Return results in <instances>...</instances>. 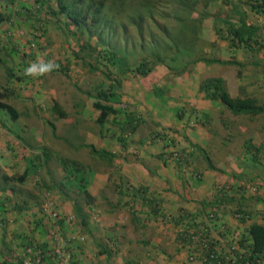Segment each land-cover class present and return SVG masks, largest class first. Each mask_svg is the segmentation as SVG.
Here are the masks:
<instances>
[{
    "label": "crops",
    "instance_id": "0c3cea01",
    "mask_svg": "<svg viewBox=\"0 0 264 264\" xmlns=\"http://www.w3.org/2000/svg\"><path fill=\"white\" fill-rule=\"evenodd\" d=\"M42 2L0 0V13L5 16L0 22V66L14 67L20 73L18 78H10L5 70L0 76V101L19 114L13 119L0 109V264H25L28 260L35 264H208L204 253L190 261V247L181 236L187 222L207 232L206 238L217 248L244 251L245 247H238L237 238L247 234L253 223L264 224V204L258 200L264 201V175L229 178L222 169L227 165L219 159L217 162L219 155L237 161L234 141L220 135L238 130L220 124L221 110L219 114L216 108L226 106L220 100L208 99L200 85L209 78H223L228 91V83L233 85V98L252 97L260 103L254 94L260 91L264 95V75L251 78L237 66L227 71L232 66L204 62L175 73L159 64L147 77L135 74L133 79L123 80L117 101L106 103L117 112L107 117L105 127H98L100 111H67L56 97L52 100L39 92L41 77L25 79L24 70L32 61L38 56L50 58L42 53L45 49H29L36 34L40 44L46 45L47 37L56 29L51 27L49 36L41 37L40 25L52 18L46 15ZM218 59L254 67L259 63L252 56L248 61L243 57ZM12 88L15 95H6L4 89ZM261 100L263 103L264 97ZM55 105L65 117L54 111ZM252 119L250 125L240 128L246 136L254 132ZM208 122L213 123L210 129ZM83 123L87 131H79L86 133V139L76 143L75 131ZM258 125L251 140L261 148L264 123ZM74 128L67 139L65 134ZM162 131L169 135L163 136ZM247 139L242 145L247 151L243 158L250 157L255 166L253 155L245 148ZM176 143L190 149L193 172H183L175 157L171 158L174 150L178 151ZM91 147L106 155L94 154ZM76 151L86 154L75 159ZM199 152L215 164H208ZM258 154L256 159L264 162L263 150ZM60 159L78 161L91 169L88 191L95 201L81 202L86 225L75 214L72 200L78 197L77 192L61 187L66 173ZM33 161L38 171L27 175ZM215 197L221 200L219 205L204 207ZM233 198L234 202H227ZM48 201L65 217L59 233L55 223L44 218L43 206ZM242 211L246 219L238 214ZM74 237L84 240L57 251L62 240ZM30 246L35 247L36 254L27 253Z\"/></svg>",
    "mask_w": 264,
    "mask_h": 264
},
{
    "label": "rangeland",
    "instance_id": "374dc122",
    "mask_svg": "<svg viewBox=\"0 0 264 264\" xmlns=\"http://www.w3.org/2000/svg\"><path fill=\"white\" fill-rule=\"evenodd\" d=\"M104 2L108 5H110L112 2L115 4L116 9L113 13V18H115L119 23L114 25V29L110 31V29L106 30V33L102 35V38L106 40H109L110 42L116 41L113 44H115L117 47L122 48L125 47L126 43H139L138 41H148L147 39L150 37L151 33L153 32L156 34V29L159 31L158 33H162V30L164 28H173L176 27L179 28V22L176 20L177 17L181 16V9L182 7H179V5H176L172 0H97ZM199 3L197 6H195L192 11L188 12L186 14V20L187 23H189L192 20H198L203 19L202 21V29L200 31V37L199 34L195 37L191 36L190 34L187 36V40H189L191 49L194 51L193 58H197L199 56H203L208 59H218V58H225V59H232V58H238L243 57L247 58V60H251L250 57H257V66L251 65V63L244 64L241 68L242 70L239 72L249 73L250 77L256 78L258 74L264 75V53L261 54L259 57V54H255L256 56L252 55L249 50L242 49V48H235L231 44L230 40H221L219 39V35L217 34L216 30L220 29L221 34L227 36V33L225 32V27L222 22L216 21L217 19H231L233 22L238 23L239 15H237L236 10L233 8V5L237 7V10L242 11L246 14V20L249 24L252 25H259L262 26L264 24V18L263 14L258 15L255 13H252L248 6L242 4V0H229L230 3H227L224 0H197ZM180 10V12H179ZM251 12V13H250ZM142 18L141 26L144 28V37L140 36L137 32V29L135 28L134 24L135 21L139 18ZM263 18V20H262ZM262 20V21H261ZM122 25H125L126 31L122 29ZM51 27L54 28L51 32L52 37H47L44 51L42 53H45L47 57L50 58L47 60H54L56 64L59 65L58 69L48 75L42 76L38 84L39 92L43 93L46 96H51L55 100L54 97L58 101H61L62 106H64L65 110H82L84 112L88 110H96L94 108V104L97 101H101L103 104L109 103L106 99H101L99 97L100 88L99 85L103 83L105 87L107 88V91L110 93H115L116 95H113V98L117 101V98L121 92V84L123 83L124 79L132 78L136 73H133L132 71H128L125 74H121V71L119 68H115L112 66L109 62L100 60V62L96 61V57H99V52L102 50L103 46L99 45L98 38L93 37L91 39V44L94 49H97L96 52H89L87 50H84V47L88 43L89 39L87 35L82 34L80 32L77 33L75 26H72V33H69L66 26L59 25L55 23L49 24L48 29H51ZM154 28V29H153ZM152 29L151 32H149ZM161 31V32H160ZM115 32V33H114ZM193 35V33H191ZM202 35V36H201ZM49 36V35H48ZM112 38V40H111ZM191 38V39H190ZM194 39V40H193ZM194 42V44H193ZM38 47H35L32 49V52L34 50H37ZM40 49V48H39ZM241 50H244L242 53ZM189 51L188 49L186 52ZM48 52V53H47ZM264 52V50H263ZM92 55V56H89ZM200 54V55H198ZM43 55V54H42ZM139 54L137 55V58L131 59V62L133 63L132 67H135V64H138L140 60H137L139 58ZM137 60V61H136ZM235 61V60H234ZM251 62V61H249ZM261 64L263 66H261ZM179 69L181 67H178ZM235 68L232 66L231 68H226L227 71H230ZM7 71V74L11 70V74L14 78H18L20 76V73L18 72V69L11 68L7 69L3 66H0V76H2ZM170 70V69H169ZM171 71V70H170ZM235 71V70H234ZM3 73V74H2ZM109 75V76H107ZM11 78V77H10ZM30 78V77H29ZM27 80L28 77H25ZM11 81V80H10ZM121 83V84H120ZM230 90L229 93L234 92L233 85H229ZM5 91H8L6 95H15L14 89L12 88V92L10 89H4ZM46 92V93H45ZM3 93V92H2ZM36 92H34V97L36 98ZM5 95V93H4ZM255 97H257L260 100V103H262L261 98L264 97L263 94H261L260 91L255 92ZM116 96V97H115ZM8 97V96H6ZM109 97V96H108ZM37 99V98H36ZM113 99V100H114ZM112 101V98L110 99ZM77 104V106L74 104ZM111 103V102H110ZM28 110H33L31 106H26ZM219 115L218 121L221 125L227 128H235L236 132L233 131V133H222L220 136L223 139H227V141H234L235 149L233 154L238 156L237 161H233L236 159L231 160H224L221 155L217 157V162H222L223 164H226L227 166H222V169L227 172V175L229 178H259L264 175V162L260 158V160H257L255 166L254 163L251 161V158H243V152L246 153L247 151L242 148L243 142L245 139L251 140L253 138L252 135L255 133L256 129L260 126L258 124L264 123V115H260L257 117H251L250 115H240L235 116L233 115L228 108L221 107V109H218ZM196 114V113H194ZM253 118V119H252ZM252 119V126L254 129V132L248 136H246L241 129L245 128L247 125H250V121ZM205 125L204 123H202ZM208 129H210L213 126L212 122H208L207 124ZM100 127V125L98 126ZM241 128V129H240ZM50 131L53 132V126L49 127ZM80 129H84L85 132L87 131V128L85 124L83 123L82 127L78 126V130L75 131L76 143H83V141L86 139L85 134L79 131ZM75 128L71 131L67 132L65 134V137L69 139V135L74 132ZM167 131H162V135H166ZM212 135V134H210ZM219 137V136H218ZM220 138V137H219ZM221 139V138H220ZM178 151L175 152V163L179 162L178 168H181V170L188 171L189 173L193 172L194 166L192 165V161H190L191 158V151L190 149L184 150L185 148L182 147V145L177 144ZM242 148V150H241ZM94 153V152H93ZM202 155H204V159L206 161H209L208 164L212 165L215 164V161L211 163L209 157L207 154H204V152H199ZM75 159H77V156L79 155L81 157L82 154H86L81 152H74ZM97 154V153H94ZM99 154V153H98ZM101 155V154H100ZM206 155V156H205ZM172 156V155H170ZM67 158V155L65 156ZM218 159L220 161H218ZM191 164V165H190ZM209 165V166H210ZM191 166V167H189ZM180 170V171H181ZM261 170L263 172L261 173ZM93 176H91L92 179ZM218 198L215 197V200ZM264 204V201H262Z\"/></svg>",
    "mask_w": 264,
    "mask_h": 264
},
{
    "label": "trees",
    "instance_id": "16d2710c",
    "mask_svg": "<svg viewBox=\"0 0 264 264\" xmlns=\"http://www.w3.org/2000/svg\"><path fill=\"white\" fill-rule=\"evenodd\" d=\"M172 1L176 5H179V7H182L181 16L176 18L180 23L178 29L174 27V25L173 28H164L162 33H158L159 31L156 29L155 31L157 33L154 34L152 32L147 39V42L144 40L138 41L139 43H126L125 47L119 48L113 44L116 41L110 42L107 40L108 37L106 40L102 38V35L106 33V30H113L114 25L119 23L113 18V13L116 9L113 2L108 5L97 0H37V2H42L41 4L45 6L46 15L53 18H51L53 25H55V23L59 25L64 24L69 33H72V26L74 25L77 33L80 32L87 35L89 41L84 47V50L97 53V49H94L91 44V39L97 37L99 39V45L103 46V48L98 54L99 57H96V61L100 62L102 58V60L109 62L115 68H119L121 74L132 71L137 75L147 77L153 71L155 66L159 64H165L175 73H183L190 65L197 62H204L208 65L223 64L237 67H242L244 65L243 63L233 60L222 61L219 59H208L203 56L192 59V55L194 56L195 53L191 49L187 36L190 34L191 36L196 37L200 33L203 19L192 20L185 24L187 22L186 14L192 11L199 1ZM224 1L230 3L229 0ZM52 2L54 3V8H52ZM242 4L248 6L252 13L264 15V0H242ZM233 8L236 10L237 15H239L238 23L233 22L231 19L216 18V21L224 24L225 32L227 33V36L222 35L221 30L217 29L216 32L219 35V39L230 40L233 47L245 48L250 50L253 54L262 52L264 50V25L257 26L249 24L246 20V14L237 10V7L234 5ZM4 17V14L0 13V22L4 20ZM51 19H47V21H44L45 24L43 23V25H40L38 31L42 32L41 37L48 35V26ZM141 22L142 18L139 16L135 21L134 26L139 35L144 37V28L141 26ZM122 29L124 31L127 30L125 25H122ZM151 31L152 29L149 32ZM191 33H193V35ZM35 36L36 38L32 41V44H36L38 48L43 49L45 45L40 44V35L38 36V34H36ZM46 44L48 45L50 43ZM187 49L189 51L186 52ZM138 54L140 56L137 60L140 61L138 64H135V67H132L133 63L131 62V59H135V57L137 58ZM89 56L92 55L89 54ZM178 67L181 68L179 69ZM8 76L12 77L11 70L8 73ZM99 88L101 89L99 97L108 100L109 103H114L116 98L114 99L113 95L116 94L113 92L109 93L103 83L99 85ZM200 90L206 94L208 99L212 101L220 100L235 116L250 115L251 117H257L264 115V102L259 103L257 99L252 97L233 98L228 92L223 78H209L203 81L200 85ZM111 98L112 101H110ZM94 107L96 110L100 111L98 123L102 127H105L107 117L117 112L113 106L103 104L100 100L94 104ZM0 109L7 111L13 119L18 118V111L11 105L0 101ZM54 111L59 114L60 117H65L66 115L58 105L54 106ZM245 148L253 155L254 162L257 161L256 158L259 156L258 153L260 152V149L264 152V146L261 148L257 147L253 144V141L249 139L245 142ZM90 149L92 152L100 154V152H97L94 147H91ZM256 152L258 153L256 154ZM104 154L106 155V153H101V155ZM59 162L66 173L65 182L61 183V187L62 189L74 188L77 192L78 197L71 200L74 202V210L77 218L81 220L82 225H86L87 215L84 213L81 202L83 201L86 204H90L95 201L88 191V186L91 182V178L89 177L91 175V169L78 161L60 159ZM210 168L213 169V166H210ZM37 171L38 168L35 161L31 162L27 175L37 173ZM55 187L60 189L57 185H55ZM258 200L263 201L262 199ZM220 201L221 200L217 199L210 203H204L203 205L204 207H215L220 204ZM231 201L234 202L235 198L230 199L227 202L230 203ZM241 213V218L246 219V217H248L243 211L238 214ZM192 226L195 227L194 225ZM197 233L201 238H206L208 235L207 232L198 230V228ZM236 241H238V247H245V250L242 248L244 251H234L235 255L240 259L239 263L264 264V224L253 223L247 230V234H244L242 238H237Z\"/></svg>",
    "mask_w": 264,
    "mask_h": 264
},
{
    "label": "built area",
    "instance_id": "2783aa9c",
    "mask_svg": "<svg viewBox=\"0 0 264 264\" xmlns=\"http://www.w3.org/2000/svg\"><path fill=\"white\" fill-rule=\"evenodd\" d=\"M172 157H175V153L173 156H171V158ZM43 214L45 220L55 223L56 230L59 233V229L61 228L62 223L65 221V217L53 208V203L51 201H48L44 204ZM210 218L213 220L215 219L214 213H211ZM192 225V223L187 222L184 229H182L181 231V236L183 237L184 244L190 247L189 259L191 262L195 261L197 259V256H199L201 253H204L206 255V261L208 262V264H241L239 263L240 259L234 253L236 247L232 248L233 250L231 249L227 252L223 248H217V245H215L213 241H209V239L207 238H201L197 233L196 227H193ZM222 231H226L224 226L222 227ZM83 240L84 237H74L68 241L62 240V244L59 245L57 251H62L68 246L69 243L79 242ZM35 251V247L27 248L28 254L34 255L36 254ZM25 264L35 263L32 260H28L27 262H25Z\"/></svg>",
    "mask_w": 264,
    "mask_h": 264
},
{
    "label": "clouds",
    "instance_id": "9594fccd",
    "mask_svg": "<svg viewBox=\"0 0 264 264\" xmlns=\"http://www.w3.org/2000/svg\"><path fill=\"white\" fill-rule=\"evenodd\" d=\"M37 47L36 44L30 43L29 49L32 50ZM59 65L54 60H44L38 56L35 61H32L24 70V75L31 78H38L48 75L58 69Z\"/></svg>",
    "mask_w": 264,
    "mask_h": 264
}]
</instances>
